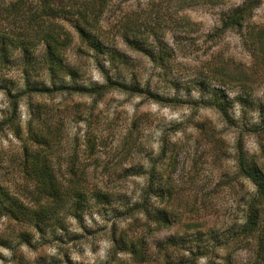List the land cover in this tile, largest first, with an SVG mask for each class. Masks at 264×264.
<instances>
[{
  "label": "rangeland",
  "instance_id": "374dc122",
  "mask_svg": "<svg viewBox=\"0 0 264 264\" xmlns=\"http://www.w3.org/2000/svg\"><path fill=\"white\" fill-rule=\"evenodd\" d=\"M244 1L109 0L99 35L124 54L121 61L80 44L66 24L73 33L66 61L78 70L77 77H65L68 84L101 85L107 75L147 93L116 88L96 99L23 92L27 81L52 83L45 68L25 65L18 53L0 66V264H165L156 243L166 237L199 230L223 239L243 222L255 187L238 173L241 129L245 153L264 166V128L257 129L264 125V46L259 51L253 39L264 32V0L241 32L216 35V29L222 14ZM125 31L149 54L130 49ZM213 89L232 125L207 104ZM28 123L49 136L41 155L59 183L67 189L71 172L84 176L88 197L77 216L69 202L62 206V185V204L52 202L25 173ZM163 142L166 155L158 158ZM150 169L171 185L166 210L173 217L171 226L151 231L148 212L156 202L153 196L144 201ZM242 244L216 246L209 264L224 263L230 251L232 264L245 263L250 252ZM177 253L183 251H171L173 258Z\"/></svg>",
  "mask_w": 264,
  "mask_h": 264
},
{
  "label": "trees",
  "instance_id": "16d2710c",
  "mask_svg": "<svg viewBox=\"0 0 264 264\" xmlns=\"http://www.w3.org/2000/svg\"><path fill=\"white\" fill-rule=\"evenodd\" d=\"M108 1L0 0V66L6 67L8 59L18 53L20 62L25 65L36 64L37 67L45 68L52 83L44 85L27 81L25 83L26 90L23 92H33L41 95L54 92L80 93L92 95L96 99L108 90L116 88L124 91L147 93L148 91L139 88L137 85L121 83L110 79L107 75H105V83L101 85H70L65 80L66 76L70 78L78 76L77 68L66 61L65 50L73 39V33L67 28L66 24L72 26L79 43L85 45L94 53H106L114 60H124V54L109 46L105 39L107 37L99 35L101 34V15L107 8ZM260 1L245 0L241 5L223 13L221 26L216 29V35L231 29L241 32L245 20L252 14ZM122 26L124 25L122 24ZM127 32H132V30ZM260 32L261 30L256 31L255 34L252 32L253 39L257 38L259 51L264 46V32H262L263 34H260ZM249 36H252L251 33ZM124 42L132 50L146 55L149 54L148 47L142 45L134 34L129 37L126 33ZM38 48H41L39 54L36 53ZM54 78H57L59 82L53 81ZM149 95L155 99H161L152 93H149ZM207 104L215 107L228 125L233 124L218 91L213 89L212 97ZM14 109L15 107L12 110ZM258 126L257 129L262 130L264 128V125ZM27 128V136L21 147V163H24L21 165L27 166L25 173L34 176L36 189L40 192L44 191L46 196L52 197V202L57 200L60 201L59 204L61 203L62 198L57 197V192L60 191L59 187L62 185L61 187L65 190L62 206L69 202L68 210L71 214L77 216L84 206L83 202L88 197L84 176L71 172L66 189L55 177L48 159L41 155V146L48 143L49 140L46 139V136L47 138L49 136L39 130H33L29 123ZM242 133L243 130L241 129L236 143L238 173L249 179L255 187L254 193L246 201L243 222L228 230L230 234L228 233L227 237L223 239H220L212 231L203 234L199 230L186 231L181 235L166 237L156 243V252L162 255L163 263L196 264L200 258L207 257L206 264H209L213 262L210 258L211 255L216 257V246H224L230 240H236L239 244L243 242L242 245H239L240 248L248 249L250 252L247 261L243 264H264V166L254 157H250L245 153L241 142ZM166 146V142L161 144L158 158H163L166 155ZM170 186V183L163 179L160 174L157 176L154 169L148 171L144 201L146 198L150 197L151 199V196H153V200L156 202V204H151L154 211L148 212V216L152 217L150 219L153 220V227L150 228V231L153 228L161 229L172 224L173 217L166 210V206L170 202ZM147 226H150V223ZM186 226H189V224H186ZM140 240L142 241L144 238L141 237ZM130 250L132 253L135 252L134 249ZM174 250L175 252L183 251V253H177L173 258L171 251ZM185 250L186 252H184ZM232 257L231 251L228 252L222 257L224 260L222 264H232Z\"/></svg>",
  "mask_w": 264,
  "mask_h": 264
}]
</instances>
